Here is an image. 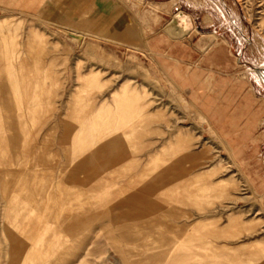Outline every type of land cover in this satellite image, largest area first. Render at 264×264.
I'll list each match as a JSON object with an SVG mask.
<instances>
[{
  "label": "rangeland",
  "instance_id": "obj_1",
  "mask_svg": "<svg viewBox=\"0 0 264 264\" xmlns=\"http://www.w3.org/2000/svg\"><path fill=\"white\" fill-rule=\"evenodd\" d=\"M131 2V43L0 8V264H264V0Z\"/></svg>",
  "mask_w": 264,
  "mask_h": 264
},
{
  "label": "crops",
  "instance_id": "obj_2",
  "mask_svg": "<svg viewBox=\"0 0 264 264\" xmlns=\"http://www.w3.org/2000/svg\"><path fill=\"white\" fill-rule=\"evenodd\" d=\"M2 9L5 10H27L36 12L44 20L55 22L67 28H73L96 34L99 36L112 37L122 42L133 41V37L138 33L133 23V12L131 0H0ZM156 7V4H152ZM177 15V16H176ZM170 25L175 27L180 33L189 29L191 22L189 17L182 11L173 15ZM80 37L79 34H75ZM74 36V37H75ZM214 44L213 48H217ZM193 102H197L193 98ZM216 103L215 97L211 98L210 116L213 123L230 125L235 116L247 114L242 130L253 131L259 123V111L252 107L253 104L245 103V107L237 110L235 114L228 113L223 107L226 103ZM227 107V105H226ZM221 134L230 137L232 131H224ZM261 206L264 210V196L261 200Z\"/></svg>",
  "mask_w": 264,
  "mask_h": 264
},
{
  "label": "bare ground",
  "instance_id": "obj_3",
  "mask_svg": "<svg viewBox=\"0 0 264 264\" xmlns=\"http://www.w3.org/2000/svg\"><path fill=\"white\" fill-rule=\"evenodd\" d=\"M177 16V15H176Z\"/></svg>",
  "mask_w": 264,
  "mask_h": 264
}]
</instances>
